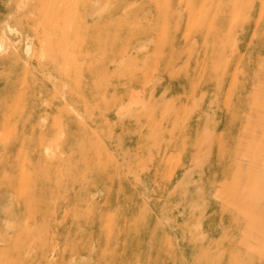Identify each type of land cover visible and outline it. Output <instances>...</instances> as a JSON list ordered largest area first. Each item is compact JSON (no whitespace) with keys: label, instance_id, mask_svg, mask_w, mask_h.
<instances>
[{"label":"rangeland","instance_id":"1","mask_svg":"<svg viewBox=\"0 0 264 264\" xmlns=\"http://www.w3.org/2000/svg\"><path fill=\"white\" fill-rule=\"evenodd\" d=\"M72 1L0 0V264H264V0Z\"/></svg>","mask_w":264,"mask_h":264},{"label":"bare ground","instance_id":"2","mask_svg":"<svg viewBox=\"0 0 264 264\" xmlns=\"http://www.w3.org/2000/svg\"><path fill=\"white\" fill-rule=\"evenodd\" d=\"M63 1H65V0H63ZM74 1V0H73ZM72 1V2H73ZM46 2V1H45ZM69 2H70V0H69ZM71 3V2H70ZM75 2H73V4H74ZM69 7V6H68ZM70 8H71V6H70ZM66 12V11H65ZM65 16V15H64ZM57 18H58V16H57ZM57 18H56V21H57ZM64 18V17H63ZM67 18V17H66ZM64 20H66V23H67V19H64ZM54 24H56L55 22H53ZM65 23V24H66ZM72 24V23H71ZM52 28V27H51ZM71 28V27H70ZM1 44V43H0ZM5 44V43H4ZM4 48H6V47H4ZM3 50V45H0V51H2ZM66 70V69H65ZM65 70H64V72H65ZM74 70V69H73ZM64 107V106H63ZM59 128V127H58ZM248 164V163H247Z\"/></svg>","mask_w":264,"mask_h":264}]
</instances>
